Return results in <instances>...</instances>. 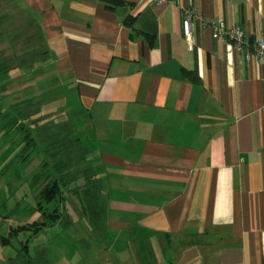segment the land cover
<instances>
[{"label":"crops","instance_id":"crops-1","mask_svg":"<svg viewBox=\"0 0 264 264\" xmlns=\"http://www.w3.org/2000/svg\"><path fill=\"white\" fill-rule=\"evenodd\" d=\"M115 1L0 0L38 117L90 148L106 227L133 224L159 262L264 264V67L198 19L182 31L192 11L264 36V0Z\"/></svg>","mask_w":264,"mask_h":264},{"label":"rangeland","instance_id":"rangeland-1","mask_svg":"<svg viewBox=\"0 0 264 264\" xmlns=\"http://www.w3.org/2000/svg\"><path fill=\"white\" fill-rule=\"evenodd\" d=\"M4 34L6 37L1 38L6 42L1 45L4 47V55L16 53L15 59L10 62L11 70L0 73V218L7 220L0 224V234L6 237L9 228L37 220L33 207L38 202V191L47 183L48 178L45 175L36 176L41 170L46 144L43 135L32 132L35 129L43 130L40 126L42 124L37 122L36 125H31L29 121L27 124L23 118L29 116H19L15 111L16 106L21 111L31 101L39 102L34 97L41 86L39 83L42 76L32 75V71L27 68V58L32 56V51H28L25 44L14 45L23 39L11 43L19 33ZM19 60L25 62L22 64ZM42 61L38 65L33 64L34 69L41 66ZM39 108H42L41 102ZM27 138L31 140L28 143ZM69 190L63 194L69 197L67 208L71 216V222L66 228L63 223L45 228L27 243V249L22 250L19 255L17 252L21 246L20 241L24 242L27 237L14 236L10 239L11 248L0 250V256L5 258V255L10 254V261L5 259L9 264H23L25 261L30 264H169L168 257L161 263L157 256L149 255L139 245L135 231L137 228L133 224H128L125 229H109L106 222L100 229H97L98 222L90 224L82 215L78 192L72 187ZM119 214L117 213L118 217ZM108 217H111L110 213Z\"/></svg>","mask_w":264,"mask_h":264},{"label":"trees","instance_id":"trees-1","mask_svg":"<svg viewBox=\"0 0 264 264\" xmlns=\"http://www.w3.org/2000/svg\"><path fill=\"white\" fill-rule=\"evenodd\" d=\"M101 1L105 8H112L120 3L115 0ZM3 19L4 17L0 15V26ZM10 65V61L8 60L0 61V73L9 72L11 68ZM40 102L41 101L34 103L31 101L30 105L26 106L24 110L21 111L20 108L16 106L15 111L19 116H29L26 118L22 117L23 120H26V123L27 121H29L31 125H36L37 122L43 123V121L48 119L41 116L38 117L37 115L40 112ZM27 104H29V102H27ZM33 115H37V117L34 118ZM30 116H33V119H30ZM55 123L56 122L53 120H48L45 124L40 125L43 130L35 129L32 132L40 136L43 135V141L46 144V150L43 151L44 159L40 166L41 170L39 174L36 175L37 177L45 175L48 178L47 183L43 184L38 191V202L37 205L33 207L38 218L31 223L10 228L6 237H0L2 246L9 247H11L10 239L12 237H27L24 242L20 241L21 246L17 255H19L22 250H26L27 243L43 232L45 228H50L54 225L59 226L61 223H63L64 228H66L70 224L71 216L67 208L69 197L63 194L64 192H69V188L71 187L78 192V201L82 210V215L89 220L90 224L98 222L99 226L97 229H100L102 224L106 222V198L103 197V192L101 190L103 181L101 180L102 178L99 177V174H97L95 165L90 164V159L88 158L90 148H87L83 144H80L81 146L79 147L78 138L74 139L72 135L61 134V131L54 127ZM60 127L61 126H59V128ZM26 140L27 143L31 141L28 138ZM71 202L70 199V203ZM23 264H30V262L25 261Z\"/></svg>","mask_w":264,"mask_h":264},{"label":"built area","instance_id":"built-area-1","mask_svg":"<svg viewBox=\"0 0 264 264\" xmlns=\"http://www.w3.org/2000/svg\"><path fill=\"white\" fill-rule=\"evenodd\" d=\"M158 5H170L174 0H155ZM194 19L201 21L204 27L209 26L212 31L213 38L221 39L230 44L233 49L243 55L245 62L251 59L256 61L259 65L264 67V36L257 35L252 41L248 34L239 26L235 24L225 25L222 21H215L213 19L207 20L201 18L199 13L192 11L186 13V18L182 23V31L185 37L190 38V26Z\"/></svg>","mask_w":264,"mask_h":264}]
</instances>
